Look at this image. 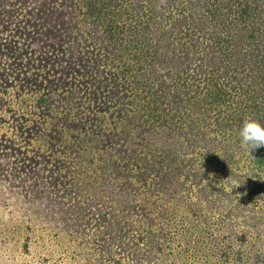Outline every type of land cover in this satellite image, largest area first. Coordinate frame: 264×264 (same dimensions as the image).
Wrapping results in <instances>:
<instances>
[{
  "label": "rangeland",
  "instance_id": "1",
  "mask_svg": "<svg viewBox=\"0 0 264 264\" xmlns=\"http://www.w3.org/2000/svg\"><path fill=\"white\" fill-rule=\"evenodd\" d=\"M264 0H0V264H264Z\"/></svg>",
  "mask_w": 264,
  "mask_h": 264
},
{
  "label": "clouds",
  "instance_id": "2",
  "mask_svg": "<svg viewBox=\"0 0 264 264\" xmlns=\"http://www.w3.org/2000/svg\"><path fill=\"white\" fill-rule=\"evenodd\" d=\"M238 136L240 138L241 147L245 148L249 153L250 150L264 146V126L256 120H243Z\"/></svg>",
  "mask_w": 264,
  "mask_h": 264
}]
</instances>
